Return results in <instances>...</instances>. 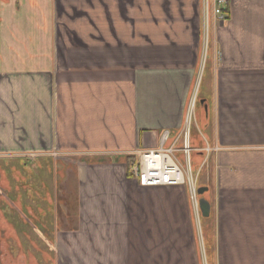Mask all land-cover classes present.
Wrapping results in <instances>:
<instances>
[{
	"label": "crops",
	"instance_id": "crops-1",
	"mask_svg": "<svg viewBox=\"0 0 264 264\" xmlns=\"http://www.w3.org/2000/svg\"><path fill=\"white\" fill-rule=\"evenodd\" d=\"M136 1L58 0L46 40L0 51V155L61 171L55 264H264V0L212 21L191 131L208 218L131 177L182 133L204 43L194 0Z\"/></svg>",
	"mask_w": 264,
	"mask_h": 264
},
{
	"label": "rangeland",
	"instance_id": "rangeland-1",
	"mask_svg": "<svg viewBox=\"0 0 264 264\" xmlns=\"http://www.w3.org/2000/svg\"><path fill=\"white\" fill-rule=\"evenodd\" d=\"M128 2L131 7H135L137 1ZM49 4L57 8L58 0H0V51L11 49L17 40L16 35H19V41L40 43L43 39L46 40L49 35L40 30L43 28L41 21L48 12ZM194 4L199 10V17L204 20V0H194ZM202 25L204 28V24ZM211 25L212 21L210 29ZM207 41L205 40L201 47L202 59L200 58V68L195 82V95L189 103L190 105L193 101L196 102L195 111L198 108L196 97L207 61L209 46ZM194 120L195 116L192 129L195 128ZM38 156L0 155V264L56 262L57 250H50L46 242L52 243L56 237L57 219L52 217L53 212L63 209L68 204L58 200L62 199L63 195L60 187L61 171L53 167L49 159ZM195 156L197 154L192 155V176L199 188L202 167L201 163L196 166ZM177 157L181 163L186 164L180 154Z\"/></svg>",
	"mask_w": 264,
	"mask_h": 264
},
{
	"label": "built area",
	"instance_id": "built-area-1",
	"mask_svg": "<svg viewBox=\"0 0 264 264\" xmlns=\"http://www.w3.org/2000/svg\"><path fill=\"white\" fill-rule=\"evenodd\" d=\"M232 0H204V41L209 39L210 24L216 26L224 24L228 18V7ZM213 19V20H212ZM203 26V25H202ZM208 42V41H207ZM196 102L189 105L185 125L181 134L174 138L173 144H167L173 140L169 133H165L161 140V147L157 150L140 151L137 153L138 160L133 165L131 177L140 188H185L189 195L192 208L197 215H201L199 188L192 176V152L191 131L194 119ZM182 140L181 147L177 143ZM219 148L205 147L200 154L210 155L217 152ZM180 154L186 164L180 162L177 155Z\"/></svg>",
	"mask_w": 264,
	"mask_h": 264
},
{
	"label": "water",
	"instance_id": "water-1",
	"mask_svg": "<svg viewBox=\"0 0 264 264\" xmlns=\"http://www.w3.org/2000/svg\"><path fill=\"white\" fill-rule=\"evenodd\" d=\"M198 192L200 196H203L207 192V189L199 188ZM200 208H201L202 216L204 218H208L210 216V211H211V206L209 202L204 198H202L200 200Z\"/></svg>",
	"mask_w": 264,
	"mask_h": 264
},
{
	"label": "trees",
	"instance_id": "trees-1",
	"mask_svg": "<svg viewBox=\"0 0 264 264\" xmlns=\"http://www.w3.org/2000/svg\"><path fill=\"white\" fill-rule=\"evenodd\" d=\"M198 155H201V154H198ZM201 198H202V196H201Z\"/></svg>",
	"mask_w": 264,
	"mask_h": 264
}]
</instances>
